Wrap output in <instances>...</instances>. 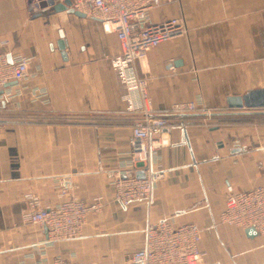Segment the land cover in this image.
Listing matches in <instances>:
<instances>
[{
	"label": "crops",
	"instance_id": "0c3cea01",
	"mask_svg": "<svg viewBox=\"0 0 264 264\" xmlns=\"http://www.w3.org/2000/svg\"><path fill=\"white\" fill-rule=\"evenodd\" d=\"M32 1L0 0L3 50L9 59L30 58L32 73L16 85L20 94L0 103V264L52 262L58 252L125 264L148 225L161 220L200 226L201 264H264V233L219 224L228 186H264V107L229 106L231 97L264 90V0H163L152 10L153 23L179 17L188 32L130 70L148 78L151 113L171 133L156 164L166 178L150 199L126 207L114 200L111 180L130 159L132 126L142 114L128 109L138 90L121 82L112 63L121 52L117 35L93 16L33 12ZM36 88L47 95L34 100ZM190 101L199 104L195 112H172ZM63 188L85 201L102 196L105 206L81 236L50 245L43 227L23 219L26 196L54 207Z\"/></svg>",
	"mask_w": 264,
	"mask_h": 264
},
{
	"label": "built area",
	"instance_id": "2783aa9c",
	"mask_svg": "<svg viewBox=\"0 0 264 264\" xmlns=\"http://www.w3.org/2000/svg\"><path fill=\"white\" fill-rule=\"evenodd\" d=\"M65 0H35L30 9L43 11L52 8L50 2ZM74 10L101 19L110 25L119 40L121 52L112 60L121 82L125 86H135L137 98L128 102L130 111H140L142 117L132 126L130 137V159L121 164L111 180L114 200L123 207L134 201L150 199L167 172L156 166L159 150L164 139L171 133V125L164 117L151 113L148 104L149 80L131 74L134 63L143 59L150 51L182 35L188 28L182 18L166 19L160 23L151 21L152 10L159 8L163 0H70ZM7 40L0 39V103L21 93L16 85L28 81L31 76V59L15 55L9 59L3 48ZM168 67L167 69H171ZM11 82L15 85L8 86ZM34 100L47 95L45 88L34 90ZM199 104L194 101L173 105V113L195 112ZM209 115L211 113H208ZM143 177H138L137 172ZM63 201L54 207H42L33 194L26 196L30 208L23 219L43 227L47 232V243H58L77 238L84 232L91 214L101 213L104 208L102 196L93 201H85L68 195L63 188ZM219 224L241 228H254L264 233V186L237 191L227 187L225 208L219 217ZM202 229L196 223L175 225L170 220H161L148 225L141 248L127 254L125 264H201L204 252L201 249ZM41 264H93L80 262L77 256L62 257L60 252L52 262Z\"/></svg>",
	"mask_w": 264,
	"mask_h": 264
},
{
	"label": "water",
	"instance_id": "95a60500",
	"mask_svg": "<svg viewBox=\"0 0 264 264\" xmlns=\"http://www.w3.org/2000/svg\"><path fill=\"white\" fill-rule=\"evenodd\" d=\"M50 4L52 5V8L59 12V11H70V12H74L76 14L79 15H85L82 12H79L77 10H74L71 7V1L70 0H65L64 2H60V3H53L50 2ZM62 34H61V40L59 41V47L61 50L65 49V43L62 39ZM65 55V53H63ZM16 82H11L7 85L8 86H12L15 85ZM4 94L3 90H0V95ZM2 105L5 104V102H1ZM229 106L231 108H260V107H264V90H256V91H252L249 92L248 94H245L244 96H234L229 98ZM138 177H143L142 173L138 174ZM251 234H256V231L254 228L250 229Z\"/></svg>",
	"mask_w": 264,
	"mask_h": 264
}]
</instances>
